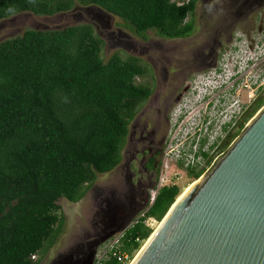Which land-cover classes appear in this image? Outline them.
Masks as SVG:
<instances>
[{
  "label": "trees",
  "instance_id": "16d2710c",
  "mask_svg": "<svg viewBox=\"0 0 264 264\" xmlns=\"http://www.w3.org/2000/svg\"><path fill=\"white\" fill-rule=\"evenodd\" d=\"M198 1L0 0V22L19 13L51 17L76 5L96 6L142 40L149 31L183 39L195 31L189 17ZM103 47L91 24L27 29L0 42V264H41L64 233L60 200L81 202L99 175L122 163L129 124L152 90L143 94L145 88L134 82L146 70L141 58L117 52L105 62ZM263 106L264 97L258 98L244 122ZM189 175L193 183L202 172ZM183 190L180 185L160 190L145 216L126 228L122 255L132 260L153 233L145 221L161 222ZM109 208L118 211L116 203ZM138 215L112 223L94 246ZM91 258L90 250L79 264ZM122 259L111 254L104 264H128Z\"/></svg>",
  "mask_w": 264,
  "mask_h": 264
},
{
  "label": "rangeland",
  "instance_id": "374dc122",
  "mask_svg": "<svg viewBox=\"0 0 264 264\" xmlns=\"http://www.w3.org/2000/svg\"><path fill=\"white\" fill-rule=\"evenodd\" d=\"M189 19H194L196 24L195 31L189 38L166 39L156 31H149L148 39L142 40L120 18L96 6L76 5L70 12L51 17L19 13L3 20L0 22V42L21 35L27 29L54 30L79 24H91L97 36L104 41L102 58L105 62L117 52L123 57L134 55L145 63H158L161 67H167L172 71L192 70L190 77L185 81L190 83L191 78L203 74L204 71L193 70L200 63L206 62L211 65L222 62L223 53L230 45H234L233 40L238 33L246 34V47L250 45V40L254 43L256 33L264 28V0H199L194 14L190 15ZM210 48H213L211 53L215 55H211ZM249 54H243L237 60L233 57L226 62L225 65L230 73L234 65L238 64L240 68H243L244 62L250 58V55L253 56ZM257 56H262V53H258ZM200 79L206 82L213 81ZM249 91V89L241 88L242 98H246ZM261 97H264V88L257 93L256 98ZM181 110L182 117L185 116L186 111H191L183 106ZM195 110L196 113L194 112L195 114L191 117L187 115L188 118L190 117L188 121L185 120L187 127L182 131L181 136H177L181 141H184L186 136L194 134L203 124L202 121L197 127L200 124L198 122L200 110L198 108ZM249 122L246 124L248 125ZM246 124L239 125L229 134L216 155L220 152L223 156L226 154L241 136ZM173 133L175 134V131ZM122 155V163L113 172L99 175L88 195L81 202L74 204L66 199L60 200L59 203L66 216L64 233L41 264H79L82 257L90 250L92 260L96 250L105 243H97L94 246V242L102 235L105 228L112 227V223L117 226V223L124 222V219L130 221L133 215L142 211L148 198L147 192L149 193L150 190L145 186L149 184V179L144 178L142 185H138V179L143 176L139 161L131 160L126 148ZM200 179L201 177L195 181ZM180 184L184 187L183 192L192 184L188 174L183 176ZM114 203L118 205V211L110 210L109 206ZM159 223H149L153 232ZM138 252L128 264H131Z\"/></svg>",
  "mask_w": 264,
  "mask_h": 264
},
{
  "label": "water",
  "instance_id": "95a60500",
  "mask_svg": "<svg viewBox=\"0 0 264 264\" xmlns=\"http://www.w3.org/2000/svg\"><path fill=\"white\" fill-rule=\"evenodd\" d=\"M191 185L132 264H264V107Z\"/></svg>",
  "mask_w": 264,
  "mask_h": 264
},
{
  "label": "built area",
  "instance_id": "2783aa9c",
  "mask_svg": "<svg viewBox=\"0 0 264 264\" xmlns=\"http://www.w3.org/2000/svg\"><path fill=\"white\" fill-rule=\"evenodd\" d=\"M176 1L179 5H182L189 0ZM233 41L234 45H230L226 52L223 53L222 62L219 61L218 63L221 71V80L214 81L213 79H207L213 81H204L199 89L198 101L194 105L192 103L188 104L191 111L195 108L200 110L198 121L200 124H196L199 127L203 121V106L205 105L208 108V105L205 104V99H211L215 96V93L221 90V121L218 123L217 131L210 136L208 143L204 146L201 144V140L206 138L207 132L203 131V124L199 127L201 129L197 136L191 134L189 135L190 137L186 136L184 141L180 140L178 143L177 133H170L168 143L163 151L159 176L149 190L143 210L134 221L130 222L122 230L117 231L96 250L90 264H104L111 254L114 256L120 255L123 258L122 260L130 262L129 255H122L119 251L126 228L145 216L149 208L155 203L162 188L172 185L181 186L180 182H182L183 176L188 174L190 178L189 173L191 171L202 172L201 176L210 172L223 156L221 152L216 155L220 143L218 138L221 137L222 145L233 130L238 128L239 125L244 126L246 124V122H242V119H245L249 109L256 102L257 93L264 88V28L256 33L254 43L250 40L251 46H245L247 44V37L244 33H238ZM249 53L253 54V56ZM258 53H262V56L258 57ZM243 54L250 55V58L244 62V67L240 68L238 64L234 65L232 73H230L225 63L233 59V57L237 60ZM241 88L250 90L246 98H242ZM191 111H187L186 114L188 115ZM208 112L209 120L213 121L215 118L214 108H210ZM179 113H174V116H172L173 122L177 120ZM195 136L197 139L193 141L192 137ZM145 222L147 226L151 227L150 222L157 223L158 221L154 218H148Z\"/></svg>",
  "mask_w": 264,
  "mask_h": 264
},
{
  "label": "flooded vegetation",
  "instance_id": "af4514ba",
  "mask_svg": "<svg viewBox=\"0 0 264 264\" xmlns=\"http://www.w3.org/2000/svg\"><path fill=\"white\" fill-rule=\"evenodd\" d=\"M212 51L213 48L210 53ZM211 55H215V53H211ZM144 64L146 70L138 75L134 82L137 86L145 88L143 89V94H146L149 88L152 93L136 110L129 124L125 148L127 153L130 154L131 160L139 161L142 167L140 172L143 173V176L138 179V185H142L144 178L147 177L149 184L145 186L151 188L159 176L163 151L168 143L169 134L175 131L177 132L176 137L181 136L182 131L187 127L185 120L188 121L190 117L188 118L186 113L182 117L181 106L190 109L188 104L192 103L194 105L198 101L199 88L204 82L200 78L220 81L221 71L218 67V62L211 65L202 62L193 70L204 71L203 74L194 76V78H191L190 83H185L187 78L190 77L192 70L179 69L172 71V69L167 67H161L158 63L144 62ZM205 104L208 105V108L205 105L203 106L202 127L203 131L207 132V135L206 138L201 140L203 146L208 143L210 136L217 131L218 123L221 121V90L215 93V96L211 99L206 98ZM212 107L215 111V118L210 121L208 111ZM195 109L189 112V115H194L196 113ZM175 112L176 114L180 113L177 120L173 122L172 116ZM200 129L198 128L192 135L197 136ZM196 136L192 137L193 141H196ZM180 140V138H177V142ZM218 141L220 142L218 145L219 150H221V137L218 138ZM153 181L155 182L153 183ZM146 196H148V192Z\"/></svg>",
  "mask_w": 264,
  "mask_h": 264
},
{
  "label": "bare ground",
  "instance_id": "6f19581e",
  "mask_svg": "<svg viewBox=\"0 0 264 264\" xmlns=\"http://www.w3.org/2000/svg\"><path fill=\"white\" fill-rule=\"evenodd\" d=\"M191 186H192V185H191ZM191 186H190V187H191ZM190 187H188V188L183 192V194H181V196L179 197V199H180V198H181V197H182V196L188 191V189H189ZM160 223H161V222H160ZM160 223H159V225H160ZM159 225H158V227H159ZM158 227L155 229V231L158 229ZM155 231H154V232H155ZM154 232H153V233H154ZM153 233H152V234H153ZM146 243H147V242H146ZM136 256H137V255H136ZM136 256H135V257H136ZM132 262H133V261H132ZM132 262H131V264H132Z\"/></svg>",
  "mask_w": 264,
  "mask_h": 264
}]
</instances>
